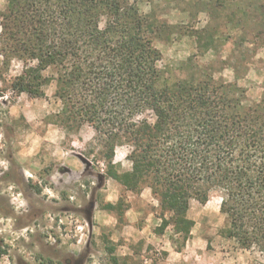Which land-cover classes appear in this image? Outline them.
<instances>
[{
	"label": "trees",
	"instance_id": "1",
	"mask_svg": "<svg viewBox=\"0 0 264 264\" xmlns=\"http://www.w3.org/2000/svg\"><path fill=\"white\" fill-rule=\"evenodd\" d=\"M5 3L0 80L18 60L13 93L45 98L53 84L61 104L56 123L68 133L91 128L106 176L125 191L148 188L156 198V233L171 225L186 243L190 202L204 204L217 193L222 237L264 256V98L245 108L237 89L211 76L166 81L153 44L157 27L130 0ZM117 147L128 149L129 171L113 164ZM119 206L120 200L102 209Z\"/></svg>",
	"mask_w": 264,
	"mask_h": 264
},
{
	"label": "rangeland",
	"instance_id": "2",
	"mask_svg": "<svg viewBox=\"0 0 264 264\" xmlns=\"http://www.w3.org/2000/svg\"><path fill=\"white\" fill-rule=\"evenodd\" d=\"M130 2L157 27L166 81L211 76L237 89L245 108L264 98V0ZM5 5L0 0V12ZM21 69L12 61L0 80V264H264L257 250L222 237L217 193L190 202L186 243L171 225L156 233L161 211L150 190L125 191L106 176L91 128L68 133L56 123L53 84L45 98L13 93L9 83ZM127 153L115 148L120 173L130 169ZM118 200L114 212L102 209Z\"/></svg>",
	"mask_w": 264,
	"mask_h": 264
}]
</instances>
